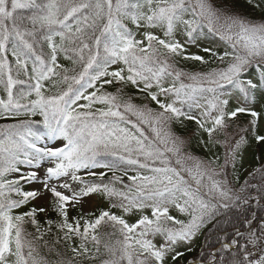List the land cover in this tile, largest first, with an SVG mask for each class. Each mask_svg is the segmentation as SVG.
I'll use <instances>...</instances> for the list:
<instances>
[{"label":"snow or ice","instance_id":"obj_1","mask_svg":"<svg viewBox=\"0 0 264 264\" xmlns=\"http://www.w3.org/2000/svg\"><path fill=\"white\" fill-rule=\"evenodd\" d=\"M0 87V264H264V0H0Z\"/></svg>","mask_w":264,"mask_h":264},{"label":"trees","instance_id":"obj_2","mask_svg":"<svg viewBox=\"0 0 264 264\" xmlns=\"http://www.w3.org/2000/svg\"><path fill=\"white\" fill-rule=\"evenodd\" d=\"M243 3V0H241V4ZM241 10H244L243 8ZM133 25H131L129 23V27L132 28ZM208 47H212V46H208ZM214 49L218 50V51H222L223 48L222 47H213ZM194 53H197V54H200V55H203L205 56L206 59H211L210 56L208 54H205L203 53L202 51H200L199 49H195V50H190ZM190 68L192 67H195L197 69H199L200 65L198 62H186ZM212 66H215V64H213ZM109 91L113 90L111 87H109L108 89ZM0 97H5V93L3 91V88L0 87ZM33 119L35 120H41L42 117H40L39 115H37L36 117H33ZM248 117L244 116V115H240L239 118H238V123L243 125L246 123ZM13 121H5V120H2L0 119V124H3V123H11ZM185 128H186V131L184 129H181L179 126H177V131L181 132L182 134L184 135H187V136H191V134L193 132H195L196 130V126L193 122H185ZM204 138L206 139L207 138V134H203ZM220 139H223V135H220L219 136ZM190 150L193 151L194 154L196 155H200V156H205L207 155L206 151L204 149H202L198 143H197V138L196 137H193L191 142H190ZM213 152L219 154V155H223V152H224V148L217 145L214 149H213ZM257 156H260V159H257ZM241 162H247L249 163L250 165L254 166L255 168H258L260 167L261 163H264V154L262 153H258L256 152L255 149H249L248 151L244 152L243 153V157H242V160ZM230 179L232 180V183L236 186V187H239L241 185L244 184V182L248 179H250V177L248 175H244V173H241L240 170L238 168H236L235 172L231 173V176H230ZM101 208H104L105 206H100ZM211 227V225L209 226ZM223 227H228V224L225 222L223 224ZM204 243V236L202 235L201 238H200V241H199V248L195 254V257L197 256V254L200 252L201 250V245ZM206 246V245H205ZM41 254H45V251L43 249H41ZM185 256L181 259L180 261V264H184L185 262Z\"/></svg>","mask_w":264,"mask_h":264},{"label":"rangeland","instance_id":"obj_3","mask_svg":"<svg viewBox=\"0 0 264 264\" xmlns=\"http://www.w3.org/2000/svg\"><path fill=\"white\" fill-rule=\"evenodd\" d=\"M132 29H133V31L135 32L136 31V29H135V27L134 26H132ZM140 38H142L139 34H137V39H140ZM204 46H212V47H221V44L219 43V42H215V41H206L205 43H204ZM195 49H197V48H192V49H190V50H195ZM89 91H91V90H89ZM237 168L240 170V171H242V172H249L250 170H251V166L247 163V162H239L238 163V166H237ZM100 206H106V205H104V204H101ZM173 214L174 215H178L177 213H175V212H173ZM198 248V241L196 242V245H195V248H194V251L193 252H191V254L189 255V258L192 256V253H194L195 251H196V249Z\"/></svg>","mask_w":264,"mask_h":264}]
</instances>
